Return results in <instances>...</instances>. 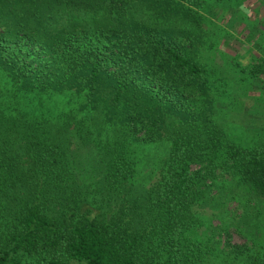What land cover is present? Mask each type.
I'll use <instances>...</instances> for the list:
<instances>
[{"label":"trees","instance_id":"1","mask_svg":"<svg viewBox=\"0 0 264 264\" xmlns=\"http://www.w3.org/2000/svg\"><path fill=\"white\" fill-rule=\"evenodd\" d=\"M253 5L264 0H0V264H264L257 231L220 244L199 200L216 170L264 197V141L223 126L233 88L262 99L264 68L220 76L198 47L210 16ZM84 147L95 162L82 172Z\"/></svg>","mask_w":264,"mask_h":264},{"label":"rangeland","instance_id":"2","mask_svg":"<svg viewBox=\"0 0 264 264\" xmlns=\"http://www.w3.org/2000/svg\"><path fill=\"white\" fill-rule=\"evenodd\" d=\"M225 9V8H224ZM237 10L235 15L231 12L224 11L221 20L211 17L212 23H206L202 26V39L199 47V55L202 59L210 63L220 76H226L231 72L233 62L238 61L245 67L252 64L256 67L264 68V7L257 5L249 6L246 15L244 9ZM219 12H221L219 10ZM87 14V13H86ZM98 14L82 16L78 19L84 21L81 24H91V18L98 19ZM235 17L236 19H233ZM140 21H155L156 25L163 26L164 22L160 17L151 16L147 11H142L136 16ZM236 20V21H234ZM167 22V21H166ZM165 26L172 28H182L177 19L171 21ZM167 29V28H166ZM194 43V42H193ZM197 44H193V48ZM210 47H209V46ZM253 49L254 54L261 58L251 57L248 49ZM237 75V73H236ZM264 78V74H260ZM255 84V91L260 90ZM257 90V91H256ZM235 99L230 107L227 119L224 121L225 132L227 137L236 143L247 145L252 141H264V90L261 95L262 99H255L254 95L249 94L246 90L237 87L231 90ZM250 106V107H249ZM105 132V131H104ZM147 149L146 158L142 159L140 165V180L149 174L152 168L151 161L163 155L165 152V142L158 140L149 142L145 145ZM92 148H82L77 151L79 154L78 170L86 171V164L95 162L91 158ZM95 150L102 161L108 162L104 148L100 142L95 143ZM204 181L207 184L202 185L199 196L200 213L206 216V219L215 226L213 228V238L220 240L228 239L230 243H250V229L256 232L257 238L264 241V197L258 196L251 189H247L246 184L243 186L237 181L236 177L227 172L216 170L212 177L208 176ZM250 228V229H249ZM260 229V231H259ZM211 233V232H210ZM252 234V233H251Z\"/></svg>","mask_w":264,"mask_h":264}]
</instances>
